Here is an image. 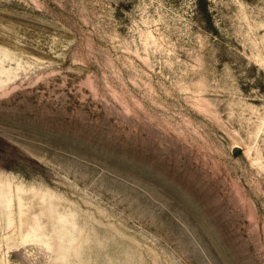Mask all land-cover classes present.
I'll list each match as a JSON object with an SVG mask.
<instances>
[{
	"label": "rangeland",
	"instance_id": "rangeland-1",
	"mask_svg": "<svg viewBox=\"0 0 264 264\" xmlns=\"http://www.w3.org/2000/svg\"><path fill=\"white\" fill-rule=\"evenodd\" d=\"M0 264H264V0H0Z\"/></svg>",
	"mask_w": 264,
	"mask_h": 264
}]
</instances>
